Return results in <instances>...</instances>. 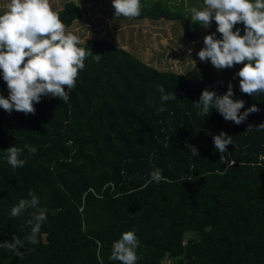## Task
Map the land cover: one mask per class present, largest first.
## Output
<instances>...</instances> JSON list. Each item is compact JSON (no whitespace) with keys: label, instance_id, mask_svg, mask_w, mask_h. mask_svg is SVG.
I'll list each match as a JSON object with an SVG mask.
<instances>
[{"label":"trees","instance_id":"obj_1","mask_svg":"<svg viewBox=\"0 0 264 264\" xmlns=\"http://www.w3.org/2000/svg\"><path fill=\"white\" fill-rule=\"evenodd\" d=\"M56 12L66 29L82 19L72 1ZM116 19L178 21L188 41L198 35L159 1ZM235 27L244 34L243 24ZM216 29L213 20L208 35L222 38ZM80 46L100 60H85L68 102L42 96L34 115L0 108V242L30 233L31 209L10 215L29 191L47 208L39 243L25 242L22 258L0 248V264H120L110 259L112 245L127 231L140 241L137 264H264V94L240 91L243 64L217 71L201 61L177 74L107 40ZM229 83L233 99L245 101L241 113L260 110L239 125L214 108L197 115L202 91L223 95ZM156 85L177 97L163 112ZM0 95L9 96L2 71ZM221 132L232 138L223 163L213 140ZM13 146L26 160L15 170L7 162ZM154 168L167 182H149Z\"/></svg>","mask_w":264,"mask_h":264},{"label":"clouds","instance_id":"obj_2","mask_svg":"<svg viewBox=\"0 0 264 264\" xmlns=\"http://www.w3.org/2000/svg\"><path fill=\"white\" fill-rule=\"evenodd\" d=\"M112 6L115 17L133 19L142 11L141 0H112ZM7 9L0 15V71L9 96L0 95V108L8 113L15 110L34 115V104L42 96L58 97L68 102L69 93L76 87L79 73L85 68V60L91 56L98 62L100 55H93L89 48L80 46V38L67 31L49 0H10ZM190 12L191 21L205 29L214 20L216 31L222 37L217 39L215 33L204 37V47L197 54L200 61H210L217 71L243 64L236 73L240 78V91L249 96L264 94V0H203L201 8L192 7ZM238 24L244 25L243 35L235 27ZM156 88L161 94L159 111L163 112L166 110L163 103L177 97L175 93H167L163 85H156ZM233 96L231 83L223 95L203 90L199 101L194 103L197 115L207 117L214 108L225 120L239 125L251 113L260 110L252 105L241 113L245 101L234 100ZM258 129H264V123ZM213 140L223 163V154L232 144V138L221 132ZM21 151L14 146L7 149V162L14 170L26 164V160L19 158ZM30 151L35 154L37 149L32 147ZM193 151L198 154L195 148ZM150 176L149 182H167L159 168H154ZM28 196L30 199H21L12 207L10 215L22 217L31 209L27 221L31 226L30 233L23 240L13 236L10 241L0 242V248L19 258L24 255L19 249L24 248L25 242L39 243L41 226L47 220V208L41 207L39 197L32 191ZM139 247L135 231L124 232L114 241L110 259L120 264H137Z\"/></svg>","mask_w":264,"mask_h":264},{"label":"rangeland","instance_id":"obj_3","mask_svg":"<svg viewBox=\"0 0 264 264\" xmlns=\"http://www.w3.org/2000/svg\"><path fill=\"white\" fill-rule=\"evenodd\" d=\"M72 1L80 6L82 19L67 29L77 35L81 42L100 38L137 56L144 63L161 71L185 74L201 62L198 52L204 47L208 35L199 24L190 19L192 7L201 8L203 0H141L142 6L159 1L171 10L180 12L187 20L188 29L198 32L194 41L184 37L178 21L138 19L119 21L114 15L112 0H49L53 11ZM10 0H0V12H6ZM190 233L185 234V239ZM171 264V260L163 261Z\"/></svg>","mask_w":264,"mask_h":264}]
</instances>
